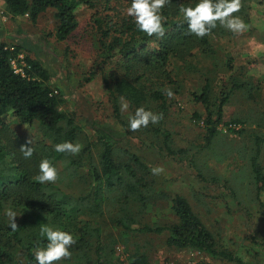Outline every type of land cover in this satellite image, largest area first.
I'll return each mask as SVG.
<instances>
[{
  "label": "trees",
  "instance_id": "trees-1",
  "mask_svg": "<svg viewBox=\"0 0 264 264\" xmlns=\"http://www.w3.org/2000/svg\"><path fill=\"white\" fill-rule=\"evenodd\" d=\"M2 1L13 18L28 16L33 24L47 10H55L58 42L69 40L79 28L80 6L92 11L97 60L83 83L101 76L123 135L116 139L98 130V138L78 150L83 126L75 110L64 109L67 100L54 85L51 69L27 56L25 75L16 73L12 61L23 48L0 40V264H14L21 257L25 264H110L116 249L107 243L103 217L111 208L113 226L124 233L166 234L169 248L244 264L218 248L213 233L182 195L170 199L173 220L145 224L152 204L166 195L156 189L146 161L129 149L119 152V144L139 130L137 137L145 136L150 145L158 147L153 140L161 141V152L184 157L187 151L173 147L166 128L171 95L179 92L182 75L197 61L216 57L219 41L231 34L232 26H251L253 4L264 6V0ZM224 65L227 74L216 96L210 79L200 93H192L204 108L195 118L204 124L208 147L221 125L239 132L244 121L225 122V107L238 92L251 93L252 77L245 65L234 72L231 57ZM124 102L129 117L123 113ZM18 129L38 138L29 140ZM252 169L260 198L264 168L257 156ZM76 179L82 182L78 191L64 185ZM127 260L122 264H151L140 251Z\"/></svg>",
  "mask_w": 264,
  "mask_h": 264
},
{
  "label": "rangeland",
  "instance_id": "rangeland-1",
  "mask_svg": "<svg viewBox=\"0 0 264 264\" xmlns=\"http://www.w3.org/2000/svg\"><path fill=\"white\" fill-rule=\"evenodd\" d=\"M54 15L55 10L49 9L36 24L29 17L19 23L0 0V40L21 46L23 52L20 54L25 59L28 56L39 60L51 69L55 75L54 85L67 100L64 109L75 110L83 126L78 150L95 141L98 130L121 139L123 129L117 126L112 116V106L101 76L83 83V78L97 60L92 11L86 6L78 8L79 28L65 42H58L54 36ZM250 15L251 26L245 29L232 26L231 34L219 41L216 57L197 61L196 67L182 75L179 92L170 97L172 107L166 128L173 135V147L184 149L186 155L172 157L161 152V141L153 140L159 148L150 145L148 142L152 141L144 139L145 136L137 137L141 135L139 130L134 136L129 135L120 141L119 152L129 149L140 155L150 166L156 189L166 195L165 199H156L152 204L143 219L145 224L164 225L173 220L170 199L182 195L213 233L220 250L233 254L244 264H264V192L259 198L252 169L256 156L264 168V6L253 4ZM16 25L24 28L30 36L23 38L24 44L15 41L14 37L7 38L12 31L14 33ZM230 57L234 59V72L245 65L252 77L248 86L252 97L239 92L233 97L225 107L224 121L237 118L244 122L237 127V133L230 132V126L221 125L220 133L208 147L204 124L195 118L197 114H204V108L195 101L192 93H200L206 79H210L212 94L216 96L217 87L227 74L224 62ZM122 109L129 117L126 102L122 103ZM18 131L32 141L39 135L22 129ZM93 150L97 156L98 149ZM67 184L74 185L73 191L82 187L80 179L74 183L67 180L64 185ZM113 217L112 208L106 210L103 217L107 243L116 249L110 264L128 262V255L138 251L146 253L151 264H192L198 261L235 264L197 251L169 248L166 234L131 231L126 234L113 226ZM23 260L21 257L14 264H25Z\"/></svg>",
  "mask_w": 264,
  "mask_h": 264
},
{
  "label": "crops",
  "instance_id": "crops-1",
  "mask_svg": "<svg viewBox=\"0 0 264 264\" xmlns=\"http://www.w3.org/2000/svg\"><path fill=\"white\" fill-rule=\"evenodd\" d=\"M26 17H28V16H24V17H17V18H15V20H18V22L19 23H21L23 20H21V19H25ZM41 17V16H40ZM40 17H39V19H40ZM38 19V20H39ZM37 23H38V21H37ZM17 27L15 28V30H14V33H13V31H12V35L11 36H7V38L8 39H10V38H12L13 39V37H14V40L15 41H18V42H20L21 44H24L25 43V41L23 40V38L25 37V38H29L30 36H29V34H27V33H25L24 32V28H22L20 25H16ZM16 38V39H15ZM21 38V39H20ZM27 40H30V39H27ZM32 44V43H31ZM37 45V44H36ZM38 46V45H37Z\"/></svg>",
  "mask_w": 264,
  "mask_h": 264
},
{
  "label": "built area",
  "instance_id": "built-area-1",
  "mask_svg": "<svg viewBox=\"0 0 264 264\" xmlns=\"http://www.w3.org/2000/svg\"><path fill=\"white\" fill-rule=\"evenodd\" d=\"M25 60L26 59L24 58V56L22 54H19L18 58L12 61V65H13V68H14L16 73H21L22 75H25L24 74V68L27 65ZM192 264H214V263L206 262V261H198V262H194Z\"/></svg>",
  "mask_w": 264,
  "mask_h": 264
}]
</instances>
